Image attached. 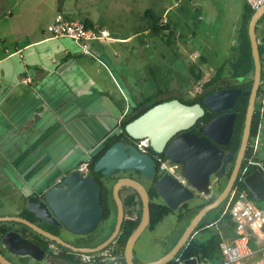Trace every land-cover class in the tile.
<instances>
[{"label": "rangeland", "instance_id": "374dc122", "mask_svg": "<svg viewBox=\"0 0 264 264\" xmlns=\"http://www.w3.org/2000/svg\"><path fill=\"white\" fill-rule=\"evenodd\" d=\"M65 1L74 0H0V215L18 214L24 197L46 191L88 162L105 138L120 131L124 110L134 115L145 98L157 93L161 99L186 98L197 83L190 67L194 65L196 73L201 70L204 84L235 54L242 0H183L168 16L182 32L175 35V44H166L167 38L153 31L142 32L127 43L92 41L91 55H84L72 38L52 37L47 31L58 14L65 15ZM81 1L92 4L94 16L112 33L116 30L110 23L124 36L154 23L148 16L139 17L148 5L130 1L128 11L126 6L118 9L116 0ZM173 2L163 0L161 5ZM263 32L264 22L258 37ZM44 37L50 38L39 41ZM26 73L30 80L22 82L20 76ZM211 186L209 195L197 194L193 203L218 195L215 175ZM184 223L173 214L154 231L146 228L134 246L136 261L151 262L164 255ZM0 226L20 230L11 224ZM220 232L226 238L233 233L225 223ZM0 250L7 252L1 246ZM14 259L19 262L22 257ZM39 264L48 263L44 259Z\"/></svg>", "mask_w": 264, "mask_h": 264}, {"label": "water", "instance_id": "95a60500", "mask_svg": "<svg viewBox=\"0 0 264 264\" xmlns=\"http://www.w3.org/2000/svg\"><path fill=\"white\" fill-rule=\"evenodd\" d=\"M263 15L264 4L255 10L249 23L255 72L250 74L253 85L241 145L236 156L234 151L227 152L225 148L230 145L237 118V113L231 110L242 93L238 87L216 90L204 97L202 104H188L178 98L159 102L125 125V130L131 138L148 139L155 153L164 154L172 162L182 165V173L189 186L171 174H163L155 182L159 196L173 211H176L183 203L194 199L197 194L209 195L212 188V176L224 175L228 166L234 162L233 170L222 192L214 201L198 209L177 243L164 255L146 263H137L134 260V246L149 225L151 209L146 188L128 177L119 178L112 187V197L117 207L114 229L106 240L96 246L77 247L20 215H0V224L25 227L72 252L101 251L110 246L120 233L125 220L120 189L123 186H131L137 189L142 197L143 212L140 224L125 246L126 264H167L173 260L188 243L202 218L227 199L238 178L250 141L255 103L262 83V62L256 26ZM169 32V30L165 31L166 34ZM206 109L213 113L230 112L219 114L201 125L202 135L190 133L189 129L205 115ZM157 168L158 163L154 157L139 152L133 143L121 141L112 144L94 165V171L101 172L104 176H109L116 171L135 169L142 172L147 179L157 174ZM245 183L257 199L264 198V175L261 170L256 169L247 175ZM101 191L102 186L93 175L74 169L65 175L61 183H56L44 191L42 200L36 196H30L26 208L44 222L62 225L67 231L77 235H88L95 231L102 221L104 208L101 202ZM0 244L8 253L15 256L29 257L37 262L47 258L52 260L46 248L17 230H10L4 234L0 238ZM0 264L18 263L0 251ZM55 264L78 263L57 259ZM186 264H196V261L189 260Z\"/></svg>", "mask_w": 264, "mask_h": 264}, {"label": "trees", "instance_id": "16d2710c", "mask_svg": "<svg viewBox=\"0 0 264 264\" xmlns=\"http://www.w3.org/2000/svg\"><path fill=\"white\" fill-rule=\"evenodd\" d=\"M255 13V10L251 8V6L247 3L244 4L243 11H242V22L240 25V28L238 30V36H237V45L234 47L235 54L232 58L226 60L221 66H219L215 74L204 83L203 85V92L200 94V96L194 98V99H186L181 98L184 102L188 104H194V103H202L203 98L207 95L213 93L216 90L222 89V88H228V87H238L242 90V93L240 97L237 99L232 111H235L237 113V118L234 124V131L232 134L231 142L226 149L228 151H234L235 156L238 153V150L241 145L243 130H244V124H245V118H246V112L247 107L249 103V96L251 93L253 80L250 78V74L255 72V64H254V57L252 53V47H251V40L249 36V23ZM147 15L154 19V23L151 24L152 31L158 35V36H164L166 37V44L172 45L174 43L176 31L172 27V24L165 23L164 25H158V19L155 18L154 14L151 11L147 12ZM87 26H93V24L89 20L83 21ZM264 22V15L259 19L256 31L259 29V24ZM169 30V34H166L165 31ZM258 36V34H257ZM260 38V39H259ZM259 40V50H260V57L262 62V83L258 92L257 100L255 103V113L253 116L252 126H251V136H250V142L248 144V148L246 151L245 158L243 160L238 178L235 182L234 188H236L239 192L245 191L249 198L252 199L257 205L261 206L264 204V198L263 199H257L253 193L249 190L245 183V177L255 171L256 169H260L258 166H251L245 176H242V171L244 167L247 164L248 158L252 155L253 152V145L255 143V139L257 137V134L259 132L260 123L262 120V116H264V113L261 112V106L262 103L260 101L261 97L264 93V32L261 37H258ZM202 61L205 62V58H201ZM227 71V73H226ZM190 72L194 76V79L198 82L202 78V72L199 70L197 73L195 72V66L193 65L190 67ZM231 81V84L222 85L221 83L225 80ZM160 93H157L156 97H153L151 99L145 98L141 103L140 107H143L142 109L136 110L137 112L130 116L125 115L123 119L120 121V127L122 129L123 135H128L125 130V125L142 114L147 109L151 108L155 104L170 100L175 98L176 96H170L167 99H161L159 98ZM214 116V113L207 111L203 117H201L198 122L197 126L202 124L203 122L209 121ZM122 135H109L107 138H105V147L100 150L96 155H94L88 162V174H91L94 176V178L101 184L102 191H101V202L104 208V213L102 217V223L99 226L98 230L93 231L88 235L87 241L89 242L86 247H93L104 240H106L112 233L116 221V213H117V207L115 204V201L112 197V187L113 184L118 180L120 176L116 175L119 174L120 171H116L113 174L109 176H104L101 172H95L94 171V165L97 162V160L105 153V151L114 143L121 140ZM161 156H165L164 154H161ZM257 156H256V158ZM263 168H264V161H262ZM81 165V164H80ZM80 165L77 166V168L80 167ZM234 162L230 164L228 167V170L224 175H221L219 177H216L217 182V192L218 195L222 192V190L225 188L229 177L231 175V172L233 170ZM76 168V169H77ZM69 173V172H68ZM160 175H156V177H159ZM217 195V196H218ZM158 196L156 190L153 188V192L150 194V209H151V217L150 222L147 229H150L151 231H154L157 227V225L167 216L169 215H175L178 222H185L182 229L179 231L178 235L175 237V239L171 242V244L168 246L165 252L169 251L179 240L180 236L184 232V230L187 228L191 218L195 215V213L200 209L202 206L212 202L217 197L210 198L208 200H204L200 204H194L196 198L199 196L196 195L194 199L187 201L183 203L176 211L171 210L164 201L158 202L155 200V197ZM25 198H23L24 200ZM226 200L221 203L220 206L217 208L212 209L209 211L199 222L197 227L195 228L194 233L192 234V237L189 239L188 243L181 249V251L177 254V256H182V258H189L191 256L196 257L199 261H210L213 264H217L220 261H222V254H221V248L220 244L222 242L221 235L216 232L214 229V226H210V224H213L214 222L220 220L222 212L225 207ZM136 201L132 200L129 202L128 207L130 208L129 213H133L134 206H136ZM116 208V210H115ZM142 216V210H139V215L136 219H125L123 222V225L121 227L120 233L118 237L115 239V241L112 244H115L117 246V249L121 251L122 256L124 257L125 252V246L127 243V240L133 233V231L138 227L141 221ZM222 223H225L229 230L233 232L234 229V223L231 220L230 216L227 214L223 219L219 221V225ZM3 225V224H0ZM209 226V227H208ZM0 226V238L6 234L10 230H14L12 228H1ZM108 232L107 235L100 237L102 233ZM233 234V233H232ZM25 237H28L25 233H22ZM96 235L97 237L93 238V236ZM40 246L47 248V245H43L42 243H38ZM111 244V245H112ZM61 253L59 255L60 259L69 260L71 261L73 259V255L71 251L60 247ZM135 256V252H134ZM176 256V257H177ZM135 262L136 261L134 258ZM18 264H27L26 258L22 259V262H18ZM124 264H126L125 257H124ZM167 264H174V259L169 261Z\"/></svg>", "mask_w": 264, "mask_h": 264}, {"label": "built area", "instance_id": "2783aa9c", "mask_svg": "<svg viewBox=\"0 0 264 264\" xmlns=\"http://www.w3.org/2000/svg\"><path fill=\"white\" fill-rule=\"evenodd\" d=\"M253 10H256L264 4V0H245ZM201 19V16H198ZM47 31L52 37H69L78 42L84 54L91 55L90 43L92 41H110L111 34L108 30L97 27L87 26L83 21L72 20L58 14L48 25ZM203 83L199 80L186 94V99H194L203 92ZM262 106L261 112L264 113V93L260 99ZM259 134V132H258ZM258 134L253 145L252 155L248 158L247 164L242 171L245 176L251 166H258L264 175L262 161L255 159L258 155ZM148 140H142L139 147L143 149L147 146ZM157 174H171L177 180L188 185L183 173L179 170V164L172 162L165 156L159 155ZM79 170L88 174V164L83 163ZM229 215L234 223L233 235L226 238L220 232L219 221ZM220 220L210 224L214 230L222 237L220 244L222 261L217 264H264V204L259 206L249 198L245 191H238L236 188L230 191ZM209 227V226H208ZM49 250L58 255L61 248L51 243ZM73 260L79 264H124V257L115 244L97 252H72ZM196 261V264H213L210 261H199L196 257L174 258V264H186V261Z\"/></svg>", "mask_w": 264, "mask_h": 264}, {"label": "flooded vegetation", "instance_id": "af4514ba", "mask_svg": "<svg viewBox=\"0 0 264 264\" xmlns=\"http://www.w3.org/2000/svg\"><path fill=\"white\" fill-rule=\"evenodd\" d=\"M175 98H178V99H180L181 101H183L181 98H183V97H180V96H176ZM184 102V101H183ZM186 103V102H185ZM202 104V103H201ZM207 111H210V110H207L206 109V112ZM232 111V110H231ZM211 112V111H210ZM226 112H230V111H226ZM226 112H222V113H226ZM213 113V112H212ZM222 113H214V116L213 117H215V116H217V115H219V114H222ZM212 117V118H213ZM211 118V119H212ZM210 119V120H211ZM208 122V121H207ZM206 122H203L202 124H200L199 126H197V123L192 127V128H190L189 129V132L190 133H193V134H196V135H202V133H201V131H200V127H201V125H203V124H205ZM123 131H122V129H120V131L118 132V133H116V134H111V136L112 135H122V137H121V140H119V141H121V142H124V143H133L135 146H136V148H137V150L139 151V152H141V153H147V154H149V155H151L152 157H154L155 159H156V161H157V163H158V159H157V157L159 156V155H161V154H157V153H155L154 151H153V149L151 148V146H150V142H149V140L148 139H133V138H131L129 135H123V133H122ZM142 140H148V144H147V146H145L143 149H141L140 147H139V145H140V143H141V141ZM105 141V140H104ZM250 142V141H249ZM167 146H168V144H167ZM166 146V147H167ZM105 147V142H104V144H103V146H102V149ZM101 149V150H102ZM226 149V148H225ZM226 151L228 152V150L226 149ZM230 166V165H229ZM228 166V167H229ZM77 169H79V168H77ZM179 170L182 172V165L181 164H179ZM227 170H228V168H227ZM156 175L157 174H154L153 175V177L151 178V179H147L146 178V176H144V174L142 173V172H140L139 170H135V169H128V170H123V174H122V176H120L119 178H122V177H128V178H131V179H133V180H135L136 182H138V183H140L141 185H143L145 188H146V191H147V193H148V195H149V197H150V194L153 192V188L156 190V188H155V182H156V180H157V178L158 177H156ZM118 178V179H119ZM62 182V181H61ZM60 182V183H61ZM114 185V184H113ZM156 192H157V190H156ZM157 194H158V192H157ZM30 196H36V197H38V199L39 200H42L43 199V192L42 193H35V192H33L31 195H29V196H27V197H24L25 199L23 200V204H22V207H21V210H20V212L18 213V215H20V216H22V217H24V218H26V219H28V220H30L31 222H33V223H35V224H37V225H39L40 227H42V228H44L45 230H47V231H49V232H51L52 234H54V235H56V236H58V237H60L61 239H63V240H65V241H67V242H69V243H71V244H73V245H75V246H77V247H84V246H86V245H88V241H87V237H88V235H77V234H74V233H71V232H69V231H67L66 229H65V227L64 226H62V225H56V224H50V223H47V222H44V221H42V220H40V219H38V218H36L35 217V215L32 213V212H30V211H28L27 210V208H26V204H27V200H28V198L30 197ZM120 197H121V200H122V203H123V206H124V211H125V219H132V220H134V219H136L137 217H138V215H139V210L141 209L142 210V212H143V202H142V197H141V195H140V193L138 192V190L137 189H135L134 187H131V186H123L121 189H120ZM132 200H135L136 201V206H134V210H133V213H129V210H130V208L128 207V204H129V202H131ZM155 200L156 201H158V202H161V201H163L162 199H161V197L159 196V194H158V196H156L155 197ZM150 201H151V199H150ZM115 210H116V208H115ZM117 214V213H116ZM141 218H142V216H141ZM101 223H102V221H101ZM101 223H100V225H101ZM99 225V226H100ZM99 226H98V228L96 229V230H98L99 229ZM20 227V230H19V232L22 234V233H25L27 236H28V238H30V239H32L35 243H42L43 245H47V250H48V255H50L51 257H52V260L54 261V263H55V261L57 260V259H60V257H59V255H60V253L58 254V255H54L50 250H49V246H50V244L52 243V242H50L49 240H47V239H45V238H43L42 236H40V235H38V234H36V233H34V232H32L31 230H29V229H27V228H25V227H22V226H19ZM148 228V227H147ZM108 234V232H103L102 233V235L100 236V237H103V236H105V235H107ZM38 245H40V244H38ZM0 246L2 247V245L0 244ZM3 248V247H2ZM1 251V250H0ZM166 253V252H165ZM5 255L8 257V258H10V259H12V260H14L15 261V259H14V257H17V256H15V255H12V254H10V253H5ZM19 257V256H18ZM23 258H26V262H27V264H29V260L31 259V258H29V257H22V259ZM32 260V259H31ZM71 261H73V262H75L73 259L71 260ZM19 262H22V260L21 261H19ZM34 262H37V261H34ZM18 263V262H17ZM75 263H78V262H75ZM79 264V263H78Z\"/></svg>", "mask_w": 264, "mask_h": 264}, {"label": "crops", "instance_id": "0c3cea01", "mask_svg": "<svg viewBox=\"0 0 264 264\" xmlns=\"http://www.w3.org/2000/svg\"><path fill=\"white\" fill-rule=\"evenodd\" d=\"M130 1H132L131 5L144 4V5L150 6V8L144 9L141 16H139L141 19H143V17L148 19L146 17V16H148L147 12L151 11L154 14L155 18L158 19V22H157L158 24L170 23V24H172V27L174 28V30L177 31L176 32L177 36H180V34L182 33L180 31V28L178 27L177 21H173L168 16H169V13L173 9H176L177 7H179V8L181 7L183 0H174V2L167 7H164V5L163 6L161 5L162 4L161 2L163 0H128L126 2H124V1L120 2V0H116V6L118 9L126 6V9L128 11H131L132 10L131 6H128V2H130ZM245 3H246L245 0H242L239 20H238V24L236 25V31L239 30L240 24L242 22V11H243V7H244ZM63 8L65 11V15L64 14L63 15L69 19L80 20V21L89 20L94 26L108 30L112 36V41H111L112 43H114V42H126L127 43L128 41H131L134 38H136L137 34H141L142 32L145 34L152 32L151 24H150L149 26H147L141 30L139 29L140 26H137L136 29H134L133 35L124 36V35H122V32H121L122 29H118L117 27H113L114 24H112L106 20L107 22H109L111 24V26H112L111 28H114V30H116L114 33H112L111 30L108 29L109 25L106 22H104V20H102L101 18H98L97 16H94V10H93L92 4H87V3H84L82 1L80 2V0L65 1L63 4ZM153 8H155V9H153ZM101 10H102V13L100 16H103L105 11H104V9H101ZM129 14H130L129 16H131V14H133V13L130 12ZM199 15L202 17V15L198 13L197 19H198ZM144 22H146V20ZM193 34L194 33L191 32V34H189V35L192 36ZM237 35H238V32H237ZM49 38L50 37H44V38L40 39L39 41L48 40ZM84 55H87V54H84ZM40 69L43 71H46L44 68H40ZM20 79L22 82H28L30 80V77L28 76V73H26V77L20 76ZM34 84H36V81L34 82ZM126 113H127V111L124 110V112L120 115V119L124 115H126ZM258 138H259V140H258L257 158L259 159V161H264V159L261 158L262 156L264 157V116H262V120L260 123ZM16 215H18V214H16ZM226 227H227V225H226ZM227 229L229 230L228 227H227ZM232 235L233 234H231L228 238H231ZM34 261L35 260L30 259L29 264H39V262H34ZM46 262L48 264H55L53 260H49L48 258L46 259Z\"/></svg>", "mask_w": 264, "mask_h": 264}]
</instances>
